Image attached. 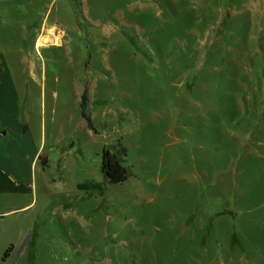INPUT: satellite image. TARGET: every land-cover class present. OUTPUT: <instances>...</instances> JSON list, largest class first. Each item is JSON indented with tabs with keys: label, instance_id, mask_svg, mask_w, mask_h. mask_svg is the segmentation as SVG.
I'll list each match as a JSON object with an SVG mask.
<instances>
[{
	"label": "rangeland",
	"instance_id": "374dc122",
	"mask_svg": "<svg viewBox=\"0 0 264 264\" xmlns=\"http://www.w3.org/2000/svg\"><path fill=\"white\" fill-rule=\"evenodd\" d=\"M2 1L44 144L0 264H264V0H45L36 22L67 30L41 57ZM105 150L128 181L105 178Z\"/></svg>",
	"mask_w": 264,
	"mask_h": 264
},
{
	"label": "crops",
	"instance_id": "0c3cea01",
	"mask_svg": "<svg viewBox=\"0 0 264 264\" xmlns=\"http://www.w3.org/2000/svg\"><path fill=\"white\" fill-rule=\"evenodd\" d=\"M44 1H2L9 11L7 13L11 14L9 18L5 16L2 19V24L9 29L17 30L19 38L23 41L31 39L37 56L44 49L61 46L67 30L65 26L49 24L46 16L40 23L36 22ZM55 1L49 2L48 14ZM74 5L75 0H71L64 6L67 9ZM57 38L58 43L55 42ZM27 60L17 58L16 62L23 63ZM11 61L8 53L0 50V219L15 211L24 210L32 205V201H36L38 165L42 160L41 150L44 144V131L42 130L39 139V131L31 124L30 109L24 103L26 90L24 87L29 78L34 76H29L24 71L15 72ZM29 61L33 63V68L36 67L33 59ZM19 69L22 70L21 67ZM43 162H48V158ZM82 184H78L77 187Z\"/></svg>",
	"mask_w": 264,
	"mask_h": 264
},
{
	"label": "trees",
	"instance_id": "16d2710c",
	"mask_svg": "<svg viewBox=\"0 0 264 264\" xmlns=\"http://www.w3.org/2000/svg\"><path fill=\"white\" fill-rule=\"evenodd\" d=\"M88 106V98L87 95L82 97V115L87 122L88 127L97 133L96 128L94 127L91 116L87 113ZM125 155L127 153L126 149H124ZM101 171L105 178L114 185L123 184L128 181L129 177L132 175L130 169L123 166L120 161L118 154L111 153L108 150L104 151L103 160L101 165ZM92 185L90 184H82L79 185L78 188L82 190H90Z\"/></svg>",
	"mask_w": 264,
	"mask_h": 264
}]
</instances>
